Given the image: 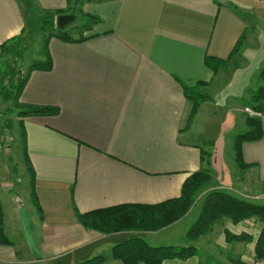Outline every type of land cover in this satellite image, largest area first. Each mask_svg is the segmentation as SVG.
Masks as SVG:
<instances>
[{"label": "crops", "instance_id": "crops-1", "mask_svg": "<svg viewBox=\"0 0 264 264\" xmlns=\"http://www.w3.org/2000/svg\"><path fill=\"white\" fill-rule=\"evenodd\" d=\"M74 1L85 29L89 18L92 30L82 40L49 38L52 67L32 70L19 98L59 109L23 118L42 216L22 156L29 175L27 202L17 191L22 178L11 181L6 167L0 173V230L9 241L0 239V264H75L94 255L105 256L106 264H123L110 258V249L132 236L151 245L190 244L188 228L178 230L187 215L156 231L103 234L85 228L76 214L158 203L178 196L194 171L220 174L214 158L221 162L235 134L246 129L241 97L261 84L264 0H0V44L25 28L31 12L67 13ZM206 57L222 61L217 72ZM197 81L208 82L203 89L208 97L190 120L193 101L182 84ZM259 116L262 137L241 146L242 160L251 166L241 171L235 162L240 174L223 178L224 187L233 189L239 181L248 186L251 180L262 193L264 112ZM16 127L20 135L18 119ZM20 143L23 148L21 136ZM203 151L211 152L209 164L201 161ZM225 227L244 230L252 239L227 242L220 225L194 244L202 247L203 240L212 245L210 251L220 249L223 264L234 258L252 264L260 223L252 219ZM204 260L195 255L170 262Z\"/></svg>", "mask_w": 264, "mask_h": 264}, {"label": "trees", "instance_id": "trees-1", "mask_svg": "<svg viewBox=\"0 0 264 264\" xmlns=\"http://www.w3.org/2000/svg\"><path fill=\"white\" fill-rule=\"evenodd\" d=\"M60 11H42V17H52L48 24H41L43 32L49 25L50 31L43 36L40 58L32 59L25 67L24 57L28 49L27 32L25 28L5 39L0 44V99L11 102L18 119L21 141L23 144L22 153L26 169L30 175L31 197L36 209L40 212L39 203L34 191V171L28 157L26 148L23 118L27 116H41L57 114L58 107L34 106L22 103L19 98L21 91L27 81L30 72L34 69L49 70L52 67L51 56L48 50V41L51 37H58L63 40H82L83 33L77 37L73 35L77 31L79 24L85 20L83 14L78 13L74 24L59 29L54 23V16ZM240 14L245 15L241 12ZM90 20V19H89ZM88 20V21H89ZM238 44L234 47L237 50ZM27 61V60H26ZM206 64L217 72L222 61L205 58ZM261 84L250 91L247 96L241 97L244 107L255 112L257 115L245 111L243 113L246 129L235 134L231 144V151L235 162L241 171L249 168L251 164H246L242 160L241 146L245 141L258 140L262 137L263 127L260 114L264 112V66L258 72ZM208 82L197 81L194 85L182 84L186 97L193 101V108L190 120L196 112L200 101L208 97L203 90ZM211 152L203 151L201 161L209 164ZM207 169H200L190 173L182 183L180 194L176 197L168 198L158 203H122L109 207H101L83 213H77L78 221L85 227L94 231L110 234L115 232L129 231H156L168 226L184 217L200 194L201 187L210 180ZM264 194V184L262 186ZM40 216L41 212H40ZM260 223L259 232L255 239L252 264L264 259V204L249 200L243 195L232 193L226 189L211 188L204 192L197 218L186 230V237L190 240L211 233L215 226L223 225V232L227 242H246L252 239V235L242 230L233 233L225 227L226 222L238 224L246 220ZM0 239L9 242L0 230ZM198 254L195 244L188 245H151L144 238L132 236L126 240L115 243L110 249V258L120 260L123 264H172L170 260H185ZM107 258L103 255H94L75 264H106ZM214 264H223L216 261ZM227 264H249L239 258L230 259Z\"/></svg>", "mask_w": 264, "mask_h": 264}, {"label": "rangeland", "instance_id": "rangeland-1", "mask_svg": "<svg viewBox=\"0 0 264 264\" xmlns=\"http://www.w3.org/2000/svg\"><path fill=\"white\" fill-rule=\"evenodd\" d=\"M81 11V8H80ZM35 12V11H34ZM33 12L30 13L28 20H26V26L25 30L28 34L27 36V43H28V49L25 53L24 57V64L23 66L27 65L30 60L40 58V48L43 40V33H47L50 31V26L47 25V29H45L46 32H43L44 28H41V24H48V22L52 21V17H42L40 15L39 11H36V14L31 16ZM42 14V12H41ZM56 17L54 16L53 19ZM89 20V18H88ZM55 23V20H54ZM88 29H85V24H79L77 31L73 32V35L75 37L78 36V34L86 32H90L93 28V26L90 24V20L88 21ZM27 60V61H26ZM239 114L243 115V112H240ZM17 118L15 114V109L12 106L11 102H5L0 99V173L2 172V168L6 167L9 169V178L11 181L15 182L18 179L22 178V182L20 183V187L17 191L20 192L21 198L24 201H28V194L27 189H24L25 185L28 183L29 175L23 165V159H22V148L20 143V135L17 130ZM227 147H228V143ZM231 145V143H230ZM229 145V146H230ZM226 146V145H225ZM229 149H225L224 151V158L220 162V160L216 161V158H214V163L219 164V169L221 171L220 174H214L212 173V170L208 173L210 180L207 181L202 187L200 194L198 195L196 201L193 203L192 207L189 209L188 213L185 215V219L179 224L181 225V230H186L197 218L201 202H202V196L204 192L211 188H220V189H226L228 191L236 193L237 190L235 189H242L244 193H250V197H246L251 201L262 203L264 204V195L261 193V186L257 185L256 182H252L250 180V183H248V186H245L244 181H239L236 185H232L231 187L233 189H229L227 187H224V179L227 178L228 174L232 175L235 179L236 176L240 174V171H238V168L235 164L233 155L231 153L230 147ZM222 167V168H221ZM4 170V169H3ZM216 172V170H214ZM241 180V179H240ZM1 189V187H0ZM9 198L14 196V191L8 192ZM245 196V195H244ZM166 227V226H165ZM180 227V226H179ZM164 228V227H163ZM183 228V229H182ZM185 228V229H184ZM162 229V228H161ZM220 229V227H219ZM177 230V231H178ZM180 231V230H179ZM146 232V231H145ZM117 233V232H116ZM187 238V237H186ZM190 244H194V240L185 239ZM202 244V247L198 244V254L202 257V260H204V264H214L217 263L216 261H219V258H223V252L222 254L218 253L220 250L216 251H210V246H212L207 241H200ZM215 248V247H214ZM209 251V253H208Z\"/></svg>", "mask_w": 264, "mask_h": 264}, {"label": "water", "instance_id": "water-1", "mask_svg": "<svg viewBox=\"0 0 264 264\" xmlns=\"http://www.w3.org/2000/svg\"><path fill=\"white\" fill-rule=\"evenodd\" d=\"M76 1H74V7L67 13H60L55 18V25L57 28L62 29L70 24H74L77 20L76 13Z\"/></svg>", "mask_w": 264, "mask_h": 264}, {"label": "built area", "instance_id": "built-area-1", "mask_svg": "<svg viewBox=\"0 0 264 264\" xmlns=\"http://www.w3.org/2000/svg\"><path fill=\"white\" fill-rule=\"evenodd\" d=\"M247 112H249L250 114H253V115H257L255 112L251 111L250 109L247 108L246 110ZM17 200L19 201V198H17ZM261 261H257L256 264H259Z\"/></svg>", "mask_w": 264, "mask_h": 264}]
</instances>
